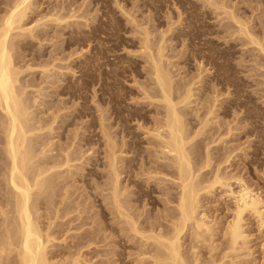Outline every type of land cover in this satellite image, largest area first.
Listing matches in <instances>:
<instances>
[{
    "label": "rangeland",
    "instance_id": "obj_1",
    "mask_svg": "<svg viewBox=\"0 0 264 264\" xmlns=\"http://www.w3.org/2000/svg\"><path fill=\"white\" fill-rule=\"evenodd\" d=\"M34 1L37 3L33 5V11L27 15L25 19L26 23L24 22L26 25H23V27L25 26L24 28H26L27 26L29 28L34 26L33 30H35L32 33L35 32L37 35L41 31V33H44H40L38 39L37 37L27 38L26 40L29 41V44L25 40L24 49L18 48L19 50H16L18 54H15L16 67L19 66L20 70L23 69L21 71L22 73H20V81L25 84L24 86H27V96L25 95V97L27 99V104L30 103L31 106V108L29 106L30 117L33 116L31 117V124L37 126V119H44L45 121H43L45 123L46 121L50 123L53 117H56L52 126L54 130L52 129L49 133V131L45 129V131H47L44 134L45 137H43V139L45 138L43 142L45 141L46 145L48 143V147L53 149L49 151V155L53 156L48 160L51 164L55 157L58 156V154H62V151L65 150L66 147H68V151H79L78 153L74 151V155L72 153L75 160L71 161L69 164L73 168L64 166L59 169L62 172L64 171L62 177L67 178H65L63 182V179L60 177L62 183H59L61 182L59 179V186H57L55 192V194H57L52 199L55 203L57 202V206L60 205V208L62 207L63 209L65 206L64 211H66L65 209H67L66 206L68 205L67 211H70L68 216H65L63 219L61 215L64 211L61 212L62 210H59L57 206L55 207V209L57 208L59 210L57 214H59L63 220L60 219L59 215L57 216L55 214L56 210L53 211L54 206L48 209L49 207L47 208V205H44L39 212L45 215H42L45 218H41V220H44V223L47 222V218H50V216L55 223L60 221L65 223L63 225L65 231L62 230V232H59L58 230L63 228L59 227L58 229V226H56L55 229L60 233V236L62 235L61 233H65L68 228L70 229L67 233L70 238L66 236V234L64 236L65 238L68 237L66 238V243L68 244L73 240L71 239L72 234H90L92 232L98 235L97 239L89 240L88 244L92 241L91 244L93 245L89 247L85 246L86 248L84 246L83 248L80 247L82 248V250L80 249L81 254L83 253L82 257L91 260L88 264H115V262L116 264L151 263V259L148 261L147 255L144 256L146 259L143 258L144 263L139 262L140 259H142L141 257H143L142 254H138V250L143 252V244L139 236H133L132 239L125 231H121L123 235L121 236L122 238L116 236L117 234L120 235L118 230L122 222L119 217H116L117 214H115L114 207L113 205L111 206V201L106 197L109 191H104V189H106L105 183L108 182V165L106 164L107 161H105L107 160L105 157L106 139L102 134V126L100 127V124H103V120H106L103 125L109 124L107 129H111L109 132L113 135L115 142L117 141V147L120 146L119 149L122 150L123 153L125 150H123L124 147L121 148V140H130L131 142L134 138L136 147L140 150L138 153L141 152L139 154L145 155V159L147 158L146 166L149 167L151 163L150 166L154 165L152 160H156L153 158H155V154H158V149L156 151L155 139L149 132L147 133V131H152V128L156 127L155 123L162 121H158V119H162L164 109L161 106L160 100H158L159 103L153 100L159 99L160 94L159 91H157L158 93L156 92L158 89L154 86L155 80L153 79L152 65H150L151 60L148 56L150 54H148V52H150L151 49L146 52L142 47L145 42L143 40L146 39V32H150L148 41L149 44L151 41L150 48L153 47L151 55L155 54L157 51L156 49L162 42L166 48V50H164V56H167L169 60L165 59L167 58L165 57L163 61H166H164V65L167 69L169 68L168 70L170 71L171 77L175 79H172L174 83L172 84L174 88L173 97L178 93L177 95H181L179 97L181 98L183 97L182 95L186 94L187 87L190 89L191 96L187 100V105L182 108L187 113L185 117L187 119L191 118L192 121L194 120L193 124L195 128L193 129L197 130V128L201 126L200 122L205 120L206 117L209 120V126L207 125V127L204 128V131L207 132L197 138V140L205 139H203V142H199V144L202 143L200 144V148H203V150L201 148V151H204L207 146L210 152L208 153L212 154L214 158H212V165H210V167L214 169L212 170L208 167V169L211 170L206 168L207 171H213L214 173L217 167H220L219 172H222L221 174L233 176L232 180L230 179L229 181L233 191L238 189L237 184H239L234 178L241 177L246 185H249L253 191L255 190L254 192L263 198L264 202V53L259 51L257 45L249 43L250 41L244 34H239L238 25L228 19L227 15L223 13L226 10L229 11L232 9V12L234 11L236 16L238 15V18L240 16V19L246 20L248 22L245 21V26H248L246 28L253 36H260L258 40H260V43L264 47V0H224V2L223 0ZM43 1L51 2L49 8H47L46 3ZM208 1H214L218 5L220 3V6L222 4L226 6L215 9ZM0 9V12L3 13L4 5H2ZM47 14H51L50 16L52 18L48 15L43 21L41 20L43 23L40 24L41 21L38 22L40 16L43 17V15L46 16ZM58 16H63L65 18L63 19V17H60L61 19H56L59 18ZM131 19H134V21ZM36 20L39 26L37 23L34 24ZM171 21L173 23H171ZM172 27L175 30H173ZM18 31L14 30L13 33H20ZM161 34L165 36H161ZM141 43L142 45H140ZM147 58L150 60L149 62ZM43 65H45L46 68L48 67V71L43 72L41 70ZM29 66H31V68ZM27 67L29 68L27 69ZM199 73L201 74L199 75ZM44 75L46 77H44ZM196 77L199 79L196 80ZM151 87L154 88V91ZM156 94L157 96L159 95L158 98H155L156 96L154 95ZM147 95L149 97L152 95L154 98L152 99L151 97V99H148ZM175 98L178 99L177 96ZM209 109L213 110V112L211 111L213 114L211 113V115H208L207 111H210ZM60 110L61 112H57ZM157 112L162 113L158 114ZM63 113L64 115H62ZM62 119L66 123H62ZM229 126L231 127L230 129ZM206 133L207 135L209 134L208 138H206ZM201 136L203 137L201 138ZM121 137H123V139ZM206 139L210 141V143L206 141ZM212 140L215 141L211 142ZM156 141L157 140H155V142ZM35 143L36 141L33 142L34 145L37 144ZM0 145L2 146V143ZM1 146L0 151H2ZM61 146L65 148L62 149ZM153 148H155V150ZM119 149L116 148L117 153L120 152ZM205 151L203 153L207 152ZM230 152H232L230 154L231 156L228 155ZM1 153L3 152H0L1 159L3 160L0 159V198L4 199L5 197H9L10 193L3 179L4 171L2 172V170H4L5 166L2 163L5 161V155ZM77 154L80 155L79 157L81 158H79ZM227 155L230 159H228V162H224ZM138 157L139 160L136 161L137 164L135 165L137 168L135 171L140 174H137V177L132 179L141 181L145 176H143L144 174H142V170L140 169L141 166L139 162L141 158L140 156ZM148 160L152 162L148 164ZM67 169L75 170L74 172L78 173L70 174ZM146 171L147 168L145 172ZM224 172L227 173L225 174ZM66 173H68L69 176H67ZM152 176H155V178L153 182H151L152 179L150 182L152 184L155 182L154 185L156 189L151 192L152 197H143L138 204L137 202L130 201V204H136V207L134 205L132 207L134 208L132 209L134 210L133 212L137 213V215H139V212L141 213V218L139 216L140 219L138 222H141L145 217L144 222L142 221L144 225L141 222L140 226L146 225V228H149V224L153 223V220L156 218L159 220L161 218L160 215L162 217L166 215V211L164 212L166 206L167 212L174 206L171 202L168 203V205L165 200H161L165 197L164 191H166L163 187L168 184L169 186H173V179L171 176H165L164 174L162 176L161 173L158 174V178L157 174ZM140 177L141 180L139 179ZM208 177H212V174L208 173ZM146 178L148 179L147 175ZM146 178L145 183L147 181ZM157 179L161 180L160 184L163 189L161 187L159 188V182L156 183L155 181ZM122 182L123 186L128 185V189L126 187L127 192L129 191L130 193V191H132V193H134V190L135 192L137 191V187L135 188L136 185L134 184L136 181L129 183L123 180ZM59 187L64 189V192L61 194L64 195L66 192V198L68 199L65 201L66 203H63L67 205L60 204L63 195L61 197H59V195L58 198H56L57 195L60 194L59 191L61 188ZM225 190L224 187L219 188L217 186V188L213 190L214 192L212 191L213 193H209L210 195L208 196L204 193L200 198L202 200L204 199L203 201L200 200V203L202 201L204 210H207L204 211L201 207L202 209L200 208V211L203 210L208 214V218H211L208 220L213 221L214 230H217V228H219L218 230L222 229L223 224H225L226 220H230L232 215L231 209L234 207V201L228 193H224L226 192ZM171 191L176 194L175 188ZM135 194L137 195V192ZM135 194L133 195L136 196ZM130 196L134 197L132 195ZM153 197H155V200L151 199ZM54 202L53 205H55ZM170 206L171 208H169ZM111 207H113L112 210L115 213L111 210ZM75 208L81 211L77 209L75 211ZM145 208L147 209L146 213ZM262 208L264 209V203ZM102 210H104L103 213ZM143 210L144 212H141ZM104 212L107 214H104ZM103 214L105 217H103ZM79 216L81 217L79 218ZM161 219L160 221H162ZM159 222L153 224H158ZM165 222L166 221L163 219V223L168 226L169 223L167 222L166 224ZM122 226L124 227L126 225L123 223ZM98 230L101 231L99 232ZM218 230L217 233L214 231L216 234L213 237L215 240L213 243H215V247L217 244L219 246L223 245L224 251L226 249V238L221 234L223 231L221 232ZM243 231L244 234L247 235L244 243L240 241V244L238 243L239 246L237 245L236 247V251L230 253L232 257L234 256L233 260L235 263L230 261V254V257L225 258L224 261L227 262V264H229V262H231L230 264H263L264 225H260L257 217L251 213H246L243 221ZM186 234L188 235L189 233L187 232ZM186 234L182 239L184 250L185 248L187 249L189 247L188 245L191 243L189 242L191 241L189 235L187 238ZM55 236L59 237L56 233ZM106 236L107 238H105ZM62 238L58 239L61 245ZM87 238H89V236H87ZM118 242L120 244H118ZM125 242L127 244H125ZM202 244L204 245L203 247ZM205 245L208 246L206 243H201V245L198 246L199 249L204 251L201 250L203 256L208 258L207 255L209 254L206 249L209 250V248H204ZM69 248L71 249V247L63 248L64 251L60 249L63 251H61L62 253L68 249L65 252L66 254L64 253L68 255L71 251L73 252L75 250L72 248L71 251H69ZM219 248L217 249L216 247L217 251H213V254L218 258L223 254H221L222 248H220L221 250ZM118 252L121 254L123 263L116 257ZM112 253H116V256ZM219 253L220 256H218ZM137 254L141 255L140 258Z\"/></svg>",
    "mask_w": 264,
    "mask_h": 264
},
{
    "label": "bare ground",
    "instance_id": "obj_2",
    "mask_svg": "<svg viewBox=\"0 0 264 264\" xmlns=\"http://www.w3.org/2000/svg\"><path fill=\"white\" fill-rule=\"evenodd\" d=\"M205 1H207V0H205ZM208 2L210 5L212 4L215 7V9H218L221 6H222L221 8L226 6V5L224 6V4H222L220 6V3L218 5L214 1L213 2L208 1ZM223 2H224V0H223ZM35 3H37V2H35L34 0H0V7L2 5H4V9H3L4 11L2 10L3 13L0 12V111H1L0 112L1 113L0 114V133H1L0 134V144L2 143V146L0 145L2 151H0V152H3L5 155L4 156L5 161L2 163V164H4L5 168H4V170H2V172L4 171L3 172V179H4L5 185L7 187V190H9V193H10L9 197H5L4 199L0 198V264H88V262L91 260L90 259L87 260V258H85V257L83 258L82 257L83 253L81 254V250H82L83 246L89 247V246L93 245V244H91L92 241H90L89 244H88V242L91 239L92 240L97 239L98 235H96L95 233H92V232L90 234L89 233H78V234L74 233L75 235H73V234H72L73 236L71 235V239H73V240L70 241V243L68 244V243H66V241H67L66 238L69 237L67 235V233L70 229L68 228L65 233L64 232L61 233L62 234L61 236L63 238L59 235L60 231L61 232H62V230L65 231L64 230L65 227L63 228V225L65 223L62 221L58 222L59 224L55 223L53 218L51 219V216H50V218L46 217L47 222H45L46 223L45 224L43 222L44 220H41V218L43 217L42 215H44V214H42V212L41 213L39 212L41 210L42 206H44V205H47V208L49 207L48 209H50L54 206L53 211L56 210L55 214L57 216L59 215L57 213H59L60 209L62 210L61 212L64 211L65 206L63 207V209H62V207L60 208L59 207L60 205L57 206L56 205L57 202L55 203L52 199L57 194V193L55 194L57 186H59V183H62L61 178L63 179V182H64L65 178H67V177H64V178L62 177L64 175L63 174L64 171L62 172L59 169H61L64 166H67V167L69 166L70 168H73V167H71V165L69 163H71V161L75 160V158H73V156H72V153L76 150H74L73 152L68 151V149H67L68 147H66V149L62 151V149H64L65 147L61 146L62 147V149H61L62 154H60V155L58 154V156H56L55 159L53 158L54 161L51 164L48 160L50 158H52L53 156L49 155V151H52L53 149L51 148L52 149L51 150L48 147V143L46 145L45 141L43 142V140L45 139V138L43 139V137H45L44 134L47 130L49 131V133L52 131V129H53L52 126L56 120L55 119L56 117L55 118L53 117V120L50 123H47V121L45 123L44 119H43L44 121L41 119L40 120L37 119V121H38L37 126H34L31 124V117H33V116L30 117V111H29L30 103L27 104V99L25 97L27 86H24L25 84L21 83V81H20V73H22L21 71L23 69L20 70L18 65H17L18 67H16L17 63H15V60H16L15 54H18V53H16V50L18 48L24 49L23 46H24L25 40L27 38H36L37 37V39H38L40 33L42 32V31L41 32L39 31L40 33L37 32V33H39L37 35L35 32H34L35 34L32 33L35 30V29L33 30L34 26L29 27V28L27 26H26V28H24L25 26L23 27V25H26L25 19H26L27 15L31 11H33L32 9H34L33 5ZM44 3H46L47 8H49V6L51 5L50 1H46ZM0 11H1V9H0ZM223 13L227 15L228 19H230L231 21H233L234 23H236L238 25V33L239 34H241V35L244 34L245 37L248 38V40L250 41L249 43H252L253 45L254 44L257 45L259 48V51L264 53V47L260 43V40H258V38L260 36L259 37H257V35L253 36L252 33H250V31L246 28L248 26H245L246 20L244 21V20L240 19V16L238 18L237 17L238 15L236 16V13L234 11L232 12V9L229 11L226 10ZM48 15L49 14H47L46 16L43 15L44 18L40 16L41 19L39 18L38 22H40L41 20L43 21ZM50 15H49V17L52 18ZM58 17L59 18H56V19H61L63 16L62 17L58 16ZM64 18L65 17H63V19ZM47 19H49V18H47ZM224 19H226V18H224ZM131 20L134 21V19H131ZM42 21L40 22V24L43 23ZM178 21H179V19H178ZM36 23H37V20L34 24H36ZM171 23H173V22L171 21ZM172 25H174V24H172ZM38 26H39V24H38ZM39 29H41V28H39ZM172 29H173V27H172ZM14 30L15 31L19 30L18 32H20V33L14 34L13 33ZM173 30H175V29H173ZM169 31H170V29H169ZM43 33H41V34H43ZM151 33H152V31H151ZM165 34H167V33H165ZM162 35L163 34H161V36ZM149 36H150V32H146V39L143 40L145 42L143 43V45H142V43L140 44V45H142V47L144 48V51H146V52L150 49L152 50V48H153V47L150 48L151 41L149 44V41H148ZM163 36H165V35H163ZM255 37H257V38H255ZM26 41L29 44V41L28 40H26ZM27 42H26V44H27ZM164 48H165V46L163 45V42H162V44L159 45L158 48L156 49L157 51L155 52V54L151 55L152 54L151 50H150V52H148V54L150 53L148 56L150 57V60H151L150 65H152V74L154 76L153 79L155 80L154 86L157 87L158 90H156V92L159 91L160 97H159V95L157 96V94L154 96H156L155 98L159 97V99H153L154 96H152V95L150 97L148 95L147 96H148V99L149 98L151 99V97H152V99L154 101L156 100V102L158 100H160L161 106L164 109V111H163L164 114L162 116V119L161 118L158 119V121L159 120H162V121H159V123L154 122L156 124V127L152 128L153 127L152 126L151 128L153 130L151 129L152 131H149V130L147 131V133L149 132V134L152 135V137L155 140H157L155 142V140L153 139L154 143L157 147L156 151L158 149V152H157L158 154L156 155L154 153L155 158H153L156 160H152L154 165L150 166L152 164L151 163L152 161L150 162L148 160V164L149 163H151V164L149 165V167L146 166V164H147L146 159L147 158L145 159V155L144 156L142 154L140 155L139 153H141V152L138 153V151H140V150L137 149L138 147H136V144H135L136 141L134 140V138L132 139L134 141L131 140V142H130V140H124L123 137H121L123 139V140H121L122 141L121 142V148L124 147L123 150H125V152H127V153H125V152L123 153V151L119 149L120 146L117 147V143H116L117 141L115 142L113 135L109 132V130L111 131V129H109V128L107 129V127H109L108 126L109 124L108 125L105 124L106 127H105V125H103L104 121H106V120H103L102 125L100 124V127L102 126L101 130H102L103 137L106 139V141H105L106 142V144H105V146H106L105 157L107 160H105V161H107L106 164L108 165V170H107L108 182L105 183L106 189H104V191L105 190L109 191V193L106 197L111 201L110 204H111V206L113 205L114 211L116 213L112 210L113 207H111V210L115 214H117L116 217L117 218L119 217L122 224L124 223V225H126L123 227L121 224V227H119V230H118L120 232V235L117 234L116 236L122 238L121 236H123V235L121 234V231L127 232L128 233L127 235L130 238L132 237V239H133V236H139V238L141 239L140 241L143 244L142 245L143 246V252L142 251L140 252L139 250H138L139 253L137 252L138 254H142V256H143V257H141L142 259H140V261L138 260L141 263H144L143 258H145L144 257L145 255H147L148 256L147 259H149L148 261H150V259H151L150 264H227V262H225L224 259L227 257H230V255H231L230 253H233L236 251V249H237L236 247H237L238 243L240 244V241L241 242L243 241V243H244V240L247 236L246 234H244V231H243V221H244L245 214L251 213L252 215H254L255 217H257L259 219L260 225L261 224L264 225V219H263L264 209L262 208L263 203H264L263 198H261V196H259V194L254 192L255 190L253 191L249 187V185H246V183L242 180L241 177H235L234 178V180L238 181L239 184H237V182H236V184L238 185V189L236 191H233L232 190L233 188H231L232 185L229 182L230 179L232 180L233 176H228L226 174L227 172L226 173L224 172L226 175L221 174L222 172H219L220 167H217L216 172H214V173H213V171H210V172L207 171L208 167H210V165H212L211 162L213 161L212 160L213 155L209 154L210 152H209V149H207V146L205 148V150L207 149L206 150L207 152L204 150L206 153H203L204 151H201L202 147L200 148V144H202V143L199 144V142L200 141L203 142L204 138L202 140H197V138L200 135H204L205 132H207V131H204L205 130L204 128L207 127L209 120L206 117L205 120H202V122H200V125H201V126H199L200 128L198 127L197 130H194L193 129V128H195L194 124H193L194 120L192 121L191 118L187 119L185 117V115L187 113L184 111V109L182 107L187 105V103H188L187 100L191 96V92H190V89H188V87H187L186 94L182 95L183 97L179 98L181 95H177L178 93L177 94L175 93L176 95H174V97H173L174 88H173L172 84H174V83H173L172 79L174 77L173 78L171 77L170 71L168 70L169 68L167 69L164 65L165 60L163 61V58L167 57V56H164L165 55L164 50H166V48L165 49ZM144 54H145V52H144ZM165 59L169 60L168 57ZM150 60L148 59V62ZM253 62H254V60H253ZM43 63H45V62H43ZM93 65H94V62H93ZM46 66H47V63H46ZM46 66L43 65V67L41 69L43 72L48 71V67L46 68ZM29 67L31 68V66H29ZM29 67H27V69ZM200 74L201 73H199V75ZM219 75H220V73H219ZM219 75H217V76H219ZM172 76H173V74H172ZM44 77H46V76L44 75ZM217 78H219V77H217ZM197 79H199V78L196 77V80ZM221 79H224V78H221ZM263 79H264V77H263ZM173 80H175V79H173ZM82 82H83V80H82ZM151 88H153V87H151ZM40 91H41V89H40ZM153 91H154V88H153ZM38 93H39V89H38ZM42 93H43V89H42ZM148 93H150V92H148ZM40 96H41V94H40ZM176 96L178 99L175 98ZM36 98H39V97H36ZM174 99H176V100H174ZM61 103H63V102H61ZM157 103H159V101ZM39 106H40V103H39ZM30 108H31V106H30ZM225 110H226V108H225ZM211 111L213 112V110L207 111L208 115H211V113H212ZM57 112H61V110L57 111ZM160 113H162V112H159L158 114H160ZM55 115H56V113H55ZM62 115H64V113ZM104 117H103V119H104ZM64 120L62 121V123L65 122ZM212 124H213V122H212ZM91 126H93V125H91ZM139 127H140V125H139ZM230 128L231 127L229 126V129ZM45 129H47V130L45 131ZM78 130H79V128H78ZM229 132H230V130H229ZM206 135H207V133H206ZM208 135L206 136V138H208ZM217 135H218V133H217ZM74 136H76V135H74ZM202 137L203 136H201V138ZM219 139H221V138H219ZM153 140H152V142H153ZM34 141H36V143H37V144L35 143L36 145L33 144ZM78 141H80V140H78ZM83 141H84V139H83ZM206 141H208V140L206 139ZM214 141L212 140L211 142H214ZM208 142L210 143V141H208ZM116 148H118L120 150L119 153H117ZM37 149H38V152H37ZM153 149L155 150V148H153ZM202 150H203V148H202ZM61 151H60V153H61ZM3 153H1V154H3ZM231 153L232 152H230L228 155L231 156L230 155ZM122 154H125V155H122ZM73 155H74V153H73ZM228 155H227V157H225V160L223 159L224 162L229 161L228 159H230V158H228ZM77 156L79 157L80 155L77 154ZM138 156H140V158H141L140 159L141 163L139 162V164L141 166L140 169L142 170V174H144L143 176H145L143 178V180H141L142 174L140 175L141 177L139 179L142 182L137 181V180H133L137 177V174H140V173H137L135 171L137 168L135 165V164H137L136 161L139 160ZM148 156H149V154H148ZM79 158H81V157H79ZM0 159H1V156H0ZM220 161H219V165H220ZM146 168H147V171L145 172ZM211 169L213 170L214 168H211ZM211 169H208V170H211ZM67 171H69L70 174L78 173V172H74L75 170L73 171L71 169H69V170L67 169ZM76 171H78V170H76ZM144 172L145 173L148 172V173L145 174ZM159 173H161L162 176H163V174L165 176L170 175L171 178L173 179L172 180L173 186H171V185L169 186V184L166 186L165 185L166 183L164 184L165 186L163 188H165V190H166V191H164L166 198L164 197L165 199L162 198L161 200L162 201L165 200V202H167V204L171 202V204L173 203L174 206H172L171 210L169 209L170 210L169 212H167V209H166L167 206H166V208L164 210V212L166 211L165 212L166 215H164L162 217L159 214L160 217L162 218V219L160 218L162 221H160V219L158 220L156 218L158 221L155 219L156 221L153 220V223L159 222V221L160 222L158 224L151 223V224H149V228L148 227L146 228L145 227L146 225L140 226L141 222L142 221L144 222L145 217L143 218V220L141 222H138L139 219L141 218V216H140L141 213L139 212L138 213L139 215H137V213H134L133 212L134 210H132L134 208H132V207H133V205L135 206L136 204H134V203L130 204V203L131 202H137V204H138V202H141V199L143 197H145V198L152 197L151 192L156 190L155 185H154L155 182L153 184L151 183V182H153V179L155 178V176H152V175L157 174V178H158ZM208 173L212 174V177H208ZM0 174H1V171H0ZM66 174H67V176H69L68 173H66ZM146 175H147L148 179L146 178ZM209 176H211V175H209ZM145 178L147 180L146 183H145ZM57 179H58V181H57ZM59 179L61 182H59ZM151 179H152V181L150 182ZM123 180L128 181L129 183L136 181V183H134V184L136 185L135 188L137 187V191H136L137 195L135 194L136 193L135 190L133 191L134 193H132V191H130V193H129V191L128 192L126 191V187L128 185L123 186L122 185ZM161 180H162V178H161ZM161 180L160 179L155 180L156 183L159 182L158 184L160 186L157 184L159 186V188L161 187V184H160ZM134 184H132V185H134ZM162 186H163V183H162ZM217 186L219 188L224 187V190L226 188V190H225L226 192H224V193L225 194L228 193V195L234 201V207L231 209L232 215H231L230 220H226L225 224H223V226L221 225L223 227L222 229L218 230L219 228H217L218 231H221V232L223 231V233H221V234H223V237L226 238V242H227V243L225 242L226 246L224 244V246L227 249L226 250L224 248L225 252L223 251V245L219 246L217 244L220 248H222L221 254L223 253L222 256H220V253H219V255H218V256H220L219 258L216 257L215 254H213V251L214 250L217 251V249L219 248L216 245V247H217V249H216V247L214 246L215 243H213V241L215 242L213 237L217 233V230H214L215 227L213 226L214 223L212 224L213 221H209L211 218H208V216H207L208 214H206L204 212V211H207L206 209L204 210V206L202 204V201L204 199L203 200L200 199L202 197V194L204 195V193L207 194V196L210 195L211 192L217 188ZM59 188L62 189V187H59ZM174 188L176 190V194L171 191ZM61 189L59 191L60 194H58L56 198H58L59 195H60L59 197H61L63 195L61 193L64 192L63 191L64 189H62V190ZM65 189H66V187H65ZM127 189H128V187H127ZM67 194H68V192H67ZM133 194H135L136 196H134ZM130 195H132L134 197H131ZM162 195H164V194H162ZM66 197H67V195L65 192V194L61 197L60 204L66 203L65 201H67V199H68ZM153 198H151V199L155 200V197H153ZM200 200H202L201 203H200ZM143 201H144V199H143ZM53 202L55 203V205H53ZM157 202H158V200H157ZM165 202H163V203H165ZM105 203H106V201H105ZM64 205H67V204H64ZM56 206L59 207V210L57 208L55 209ZM67 206H66L67 209H65L66 211L68 210ZM201 207L203 208L204 211L203 210L200 211ZM137 208H139V207H137ZM169 208H171V206ZM76 209L77 208H75L74 210L76 211ZM101 209H103V208H101ZM77 210H80V209H77ZM144 210L141 212H144ZM51 211H52V209H51ZM66 211H64L63 214L61 213L62 214L61 217L63 219L65 216H68V213L70 212V211H67V212ZM71 211H73V210H71ZM103 211L104 210H102V213H103ZM146 211H147V209L145 210V213H146ZM75 213H78V212H75ZM105 213L106 212H104V214ZM104 214H103V217H105ZM48 215H49V212H48ZM139 216H140V218H139ZM59 217H60V215H59ZM61 217H60V219H61ZM80 217L81 216H79V218ZM43 218H45V217H43ZM56 218H58V217H56ZM63 219H61V220H63ZM73 219H75V218H73ZM163 219L166 221L165 222L166 224H167V222L169 223L168 226L163 223ZM143 225H144V223H143ZM56 226H58V229H59V227L63 228V229H61V230L59 229L58 230L59 232H58L55 229ZM221 226H220V228H221ZM88 232H89V230H88ZM187 232L189 233L188 235L191 239V241H189V242H191V243H190V245H188L189 247L187 249L185 248V250H184L183 249L184 243H182V239ZM55 233H56V235L58 234L59 237H56ZM65 234L68 237L65 238L64 237ZM188 235L186 234L187 238H188ZM87 236H89V238H87ZM128 236H127V238H128ZM60 238H62L61 239L62 245L59 244L58 239H60ZM105 238H107V236ZM185 239H186V237H185ZM129 240H131V239H129ZM95 242H93V243H95ZM105 242H107V241H105ZM84 243H86V244H84ZM201 243L208 244V246L205 245V247H204V248H206V247L209 248V250L206 249V251H208V254H209V255H207L208 258L207 257L205 258V256H203V253H202L203 250L199 249V246L201 245ZM82 244H84V245H82ZM118 244H120V243L118 242ZM125 244H127V243L125 242ZM203 246L204 245L202 244V247ZM62 247L64 249L71 247V249L72 248H74L75 250L77 249L76 250L77 252L73 249L76 252V254H75V252L73 251L74 252V254H73V252L69 248L70 249L69 251H71L72 253L71 252L69 253V251H68L69 254L67 253L68 255H65L66 254L65 252L68 249H66V251L64 252L65 254H64V253H62L64 251ZM80 247H82V248H80ZM151 247H153V248H151ZM110 250H112V249H110ZM152 250H153V252H152ZM216 251H214V252H216ZM114 252H116V251H114ZM112 254H115V256H116V253H112ZM138 254H137V256H139V258H140L141 255H138ZM105 257H107V256H105ZM116 257H118L119 260L121 261V263H123L122 259H121L120 252L117 253ZM233 257L231 255L230 261L235 263L233 260ZM228 262H229V260H228ZM231 262H229V264ZM115 264H116V262H115Z\"/></svg>",
    "mask_w": 264,
    "mask_h": 264
}]
</instances>
